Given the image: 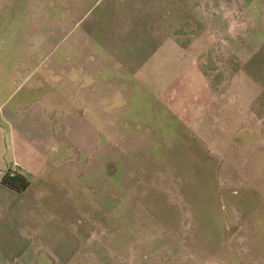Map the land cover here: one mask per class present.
I'll list each match as a JSON object with an SVG mask.
<instances>
[{"label":"rangeland","instance_id":"rangeland-1","mask_svg":"<svg viewBox=\"0 0 264 264\" xmlns=\"http://www.w3.org/2000/svg\"><path fill=\"white\" fill-rule=\"evenodd\" d=\"M75 116L73 264H264V0H0V175Z\"/></svg>","mask_w":264,"mask_h":264},{"label":"crops","instance_id":"crops-1","mask_svg":"<svg viewBox=\"0 0 264 264\" xmlns=\"http://www.w3.org/2000/svg\"><path fill=\"white\" fill-rule=\"evenodd\" d=\"M246 5H250V1ZM79 24V22L75 23L76 26ZM91 70L93 69L85 70L88 72L87 75L91 76ZM65 72L66 75L72 76L78 74L79 70L72 68ZM95 72L96 70H93V73ZM9 121L13 122H11L13 126L14 123L19 125L22 132L26 130V126H29L27 116H18L15 120ZM61 121L63 132L60 134L51 132V135L45 137L42 134L25 132L17 138L20 150L12 153L13 166L7 165L6 168L7 170L16 168L17 173L27 179L26 190L17 194L0 184V206L4 208L11 222L14 221L16 224L13 223L14 232L3 242V245L8 250L18 253L15 259L23 264H73L82 248L83 240L80 239L79 230L73 228L72 223L68 221L71 220L69 217L62 216L60 211L55 210L52 202L54 194L48 188L52 177L48 175L45 167L54 165V172L60 179L72 181L78 171L80 155L84 151H79L77 146V139L80 129L84 128V122L76 116ZM36 125L38 123L34 121L35 131ZM62 140L66 142V148L63 149L65 155L58 147L53 146L50 149L48 146L53 141L56 143ZM28 141L35 143L32 144L36 147L34 151L29 152L24 149L28 146ZM30 147L29 143L28 148L32 149ZM3 174L0 175V181ZM54 182L58 181L54 180ZM60 184L56 185L60 186Z\"/></svg>","mask_w":264,"mask_h":264},{"label":"trees","instance_id":"trees-1","mask_svg":"<svg viewBox=\"0 0 264 264\" xmlns=\"http://www.w3.org/2000/svg\"><path fill=\"white\" fill-rule=\"evenodd\" d=\"M10 170L11 169H8L4 172L0 184L14 193L19 194L24 192L28 187L27 179L24 176L18 174L17 170L13 173H11Z\"/></svg>","mask_w":264,"mask_h":264},{"label":"built area","instance_id":"built-area-1","mask_svg":"<svg viewBox=\"0 0 264 264\" xmlns=\"http://www.w3.org/2000/svg\"><path fill=\"white\" fill-rule=\"evenodd\" d=\"M10 171H11V173H13L16 171V168H12Z\"/></svg>","mask_w":264,"mask_h":264}]
</instances>
